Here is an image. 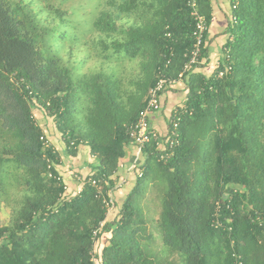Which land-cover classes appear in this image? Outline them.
<instances>
[{
    "label": "trees",
    "instance_id": "trees-1",
    "mask_svg": "<svg viewBox=\"0 0 264 264\" xmlns=\"http://www.w3.org/2000/svg\"><path fill=\"white\" fill-rule=\"evenodd\" d=\"M51 2L0 0V264H264V0H230V39L209 74L212 0H196L200 63L111 219L102 199L117 191L127 129L159 71L177 79L192 48L190 0H101L86 40ZM125 63L139 72L127 79ZM55 135L71 158L87 149L93 173L71 194L47 177L59 156L40 137Z\"/></svg>",
    "mask_w": 264,
    "mask_h": 264
},
{
    "label": "crops",
    "instance_id": "crops-1",
    "mask_svg": "<svg viewBox=\"0 0 264 264\" xmlns=\"http://www.w3.org/2000/svg\"><path fill=\"white\" fill-rule=\"evenodd\" d=\"M230 0H212V22L209 26L207 37V64L202 69L209 74L215 62L221 57V49L229 41L230 37L226 34L228 21L231 16ZM185 89L182 82L178 81L171 87L169 91L161 96L160 110L155 112L151 116L150 125L160 135H165L168 128L169 118L172 111L180 106L185 99ZM37 124L43 126L46 123L43 117H37ZM48 140L52 144V148L58 154L59 166H57V172L61 176L63 183L66 185L67 193L74 192L79 187V181L76 177L82 178L92 174V169L89 167V160L87 158V149L80 147L74 158L69 157L66 154L65 147L62 141L58 137H48ZM142 156L137 155L135 149L130 145L126 151L125 156L119 162V168L116 172L119 181H123V186L117 190L114 195V201L117 205H120L124 199V193L128 190L136 181L137 169L142 165ZM114 212V211H113ZM113 212L107 215L110 219L113 216Z\"/></svg>",
    "mask_w": 264,
    "mask_h": 264
},
{
    "label": "built area",
    "instance_id": "built-area-1",
    "mask_svg": "<svg viewBox=\"0 0 264 264\" xmlns=\"http://www.w3.org/2000/svg\"><path fill=\"white\" fill-rule=\"evenodd\" d=\"M188 6L190 8V16L193 21L194 29H193V44L192 48L189 50V52L186 54V62L184 63L181 72L178 74L177 79H169L165 75H163L160 72V77L155 82V84L149 89L148 94L146 96V100L144 103L143 109L139 112L137 120L135 123L130 126L127 129V136L130 140V145L135 149L137 152V155L142 156V153L144 152L147 145H149L152 142H155L157 146H161L162 143V135H160L157 131H155L151 125L150 120L151 116L160 110V99L163 94V92L168 87H172L175 85L178 81L182 80L183 76H185L193 66L200 63L201 58V51L204 44V36L207 31L206 24L204 18L201 16V14L198 12V7L196 0H190L188 3ZM220 65L219 61H216L214 64V67H218ZM222 74H219V77H221ZM173 129L170 132L171 138L168 141V145L172 147L173 145L177 144V134L175 132L177 123L172 122ZM40 141L44 148H52V144L48 140V138L42 136L40 137ZM51 166L48 162V172L47 177L49 179H52L56 181L57 183L62 184L63 190L66 191L67 187L63 183L61 176L57 173L54 174L51 171ZM140 176V174L138 175ZM77 181L81 182L79 177H76ZM92 185L95 187L97 191V195H101V190L95 184V182H92ZM123 186V181L118 182L114 188V190H118ZM103 204L106 208V215L112 213L115 210V201L113 198L112 190L108 191L104 194V197L102 199ZM102 227V224L94 231V236L97 235L98 231H100ZM97 248V245L95 246ZM95 262V259H93ZM240 264V263H236Z\"/></svg>",
    "mask_w": 264,
    "mask_h": 264
},
{
    "label": "rangeland",
    "instance_id": "rangeland-1",
    "mask_svg": "<svg viewBox=\"0 0 264 264\" xmlns=\"http://www.w3.org/2000/svg\"><path fill=\"white\" fill-rule=\"evenodd\" d=\"M53 5L60 7L67 12V17L72 22L71 29L76 31L78 40H86L89 34L86 33L87 25H89L95 15L97 14V6L101 3V0H53ZM125 66L121 68V74L124 77L130 78L131 74L139 72L138 67L135 63H125ZM18 187L13 185L9 188V199L8 202L11 205H15L20 200L18 195ZM10 209L5 207V204H0V226H4L10 219ZM109 216V215H108ZM111 219V218H110ZM103 243L99 244L97 250L101 249Z\"/></svg>",
    "mask_w": 264,
    "mask_h": 264
}]
</instances>
